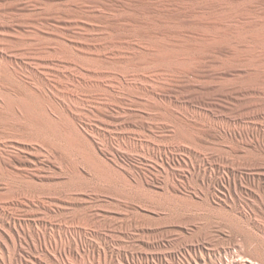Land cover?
<instances>
[{"label":"rangeland","instance_id":"1","mask_svg":"<svg viewBox=\"0 0 264 264\" xmlns=\"http://www.w3.org/2000/svg\"><path fill=\"white\" fill-rule=\"evenodd\" d=\"M238 4L249 18L236 24L228 15ZM0 7V208L23 221L26 253L41 264H195L200 255L205 261L199 264H210L231 252L247 254L264 240L259 230L264 225V117L258 121L260 132L250 128L245 142L230 140L224 120L232 116L231 106L221 97L248 79L249 88H261V94L251 93L239 113H246L247 122H253L248 119L253 113L264 116V43L251 39L264 33V0H0ZM236 30L244 37L240 45L253 49L239 47L253 64L247 61L246 72L232 77L229 51L235 39L230 33ZM159 50L172 56L169 62L157 61ZM20 64L32 66L34 73L19 70ZM154 76L166 82L156 95L146 92ZM36 77L48 86L36 84ZM115 80L124 87L114 88ZM30 84L46 96L31 95ZM56 89L77 96L78 104ZM13 90L30 103L35 121L20 116ZM37 129L73 132L98 169L60 139L29 141L38 138L32 132ZM18 144L24 148L16 150ZM109 146L117 151L115 158ZM31 157L41 161L35 171ZM234 159L244 164L237 176L255 195L260 211L256 218L252 209L245 210L254 221L244 223L243 235L234 234L229 197L222 199L219 190L233 182ZM168 163L193 177L173 190L166 186L169 173L161 168ZM209 181L219 186L211 188ZM3 243L0 264H17L15 247Z\"/></svg>","mask_w":264,"mask_h":264},{"label":"bare ground","instance_id":"2","mask_svg":"<svg viewBox=\"0 0 264 264\" xmlns=\"http://www.w3.org/2000/svg\"><path fill=\"white\" fill-rule=\"evenodd\" d=\"M83 1V0H82ZM99 1V0H98ZM118 1V0H117ZM178 1V0H177ZM235 1V0H234ZM241 1V0H240ZM121 2V1H120ZM185 2H186V0H185ZM100 3V2H99ZM233 3V2H232ZM236 3V2H235ZM78 4V3H77ZM80 4V3H79ZM83 4V3H82ZM260 4V3H259ZM262 4V3H261ZM50 5V4H49ZM75 5V4H74ZM244 5V4H243ZM249 5V4H248ZM6 6V5H5ZM80 6V5H79ZM97 6V5H96ZM180 6V5H179ZM205 6V5H204ZM240 7V5L238 4L237 6H234V7H232L231 9H230V13H229V15L228 16H230V19H231V22H233V23H236V24H238V23H240L242 20H246V19H248L249 17H248V15H249V13H248V15H247V13H245V9L242 7V8H239ZM245 6V5H244ZM82 7V6H81ZM90 7V6H89ZM246 7V6H245ZM250 7V6H249ZM248 7V8H249ZM252 7V6H251ZM1 8V7H0ZM150 8V7H149ZM183 8V7H182ZM202 8V7H201ZM3 9V8H2ZM94 9V8H93ZM107 9V8H106ZM109 9H111V8H109ZM251 9H253V8H251ZM71 10V9H70ZM86 10V9H85ZM129 10V9H128ZM250 10V9H249ZM2 11V10H1ZM91 11V10H90ZM98 11V10H97ZM87 12V11H86ZM104 12V11H103ZM203 12V11H202ZM251 12V11H250ZM253 12V11H252ZM258 13V12H257ZM253 14V13H252ZM259 14V13H258ZM105 16V15H104ZM251 16V15H250ZM55 18V17H54ZM48 20V19H47ZM107 20V19H106ZM262 20V19H261ZM57 21V20H56ZM194 21V20H193ZM2 23V22H1ZM0 23V24H1ZM30 24V23H29ZM50 25V24H49ZM1 26V25H0ZM6 27V26H5ZM8 27V26H7ZM6 27V28H7ZM34 27H36V26H34ZM225 30V29H224ZM215 31H217V30H215ZM220 32V31H219ZM236 32H237V30H236ZM239 32V31H238ZM230 33V35L231 36H233L234 37V41H232V44H231V47H230V54L232 55V62H233V68L231 69V70H229V73H228V75H230V76H235V75H237V73H238V75L240 74V73H245L246 72V68L245 67H247V61H250V58L251 57H243L242 56V52L243 51H240L239 50V47H243L244 46V48H245V51H253V49L252 48H250L248 45L247 46H245V45H243V46H241L240 45V43L242 42V40H240V39H243L244 37H241V36H243V35H241L242 33ZM242 32V31H241ZM20 33V32H19ZM256 33V32H255ZM38 35H39V33H38ZM159 35V34H158ZM185 35V34H184ZM16 36V35H15ZM244 36H246V35H244ZM59 37V36H58ZM190 37V36H189ZM240 38V39H239ZM192 39V38H191ZM200 39V38H199ZM251 39H254V41L256 40V41H260V42H263L264 43V33H258L257 35H255V36H253V38L251 37ZM251 39H250V41H251ZM219 40V39H218ZM229 40V39H228ZM233 40V39H232ZM244 40V39H243ZM98 41V40H97ZM141 41V40H140ZM211 41V40H210ZM224 41V40H223ZM255 41V42H256ZM212 42V41H211ZM215 42H217V41H215ZM214 42V43H215ZM219 42V41H218ZM222 42V41H221ZM221 42H219V43H221ZM254 42V43H255ZM213 43V42H212ZM245 43V42H244ZM87 44V43H86ZM99 44H101V43H99ZM156 44V43H155ZM242 44V43H241ZM79 45V44H78ZM177 45V44H176ZM136 46V45H135ZM172 46V45H171ZM139 47V46H138ZM76 48V47H75ZM242 49V48H241ZM7 51V50H6ZM35 51V50H34ZM78 51V50H77ZM117 51V50H116ZM122 51V50H121ZM160 51V50H159ZM164 51V50H163ZM1 52V51H0ZM117 52H119V51H117ZM112 53V52H111ZM157 54V56H159V57H157V61L158 60H161V62H169V60H170V58L172 57V56H170L168 53H163V52H156ZM116 54V53H115ZM247 54H249V53H247ZM3 55V54H2ZM11 55V54H10ZM22 55H23V53H22ZM92 55V54H91ZM26 56V55H25ZM95 56V55H94ZM14 57H15V55H14ZM38 57H40L39 55L35 58V59H38ZM41 58V57H40ZM39 58V59H40ZM43 58V57H42ZM112 58V57H111ZM173 58H174V56H173ZM44 59V58H43ZM55 59V58H54ZM59 59V58H58ZM63 59V58H62ZM259 60H257V63H260V58H258ZM23 60V59H22ZM27 60V59H26ZM60 60V59H59ZM113 60V59H112ZM172 60V59H171ZM184 60V59H183ZM188 60V59H187ZM230 60H231V58H230ZM264 60V59H263ZM38 61V60H37ZM41 61V60H40ZM48 60H46V63H47V65H48V62H47ZM57 61V60H56ZM14 62V61H13ZM32 62V61H31ZM34 62V61H33ZM44 62V61H43ZM54 62V61H53ZM65 62V61H64ZM68 62V61H67ZM4 63V62H3ZM16 63V62H15ZM20 63V62H19ZM55 63V62H54ZM57 63V62H56ZM106 63V62H105ZM256 63V62H255ZM262 63V62H261ZM1 64V63H0ZM7 64V63H6ZM17 64V63H16ZM22 64H23V62H22ZM36 64H38V63H36ZM53 64V63H52ZM67 64V63H66ZM69 64V63H68ZM72 64V63H71ZM164 64V63H163ZM250 64H253V63H251V61H250ZM21 65V64H20ZM31 65V64H30ZM45 65V64H44ZM49 65H51V63H49ZM48 65V66H49ZM57 65V64H56ZM63 65V64H62ZM73 65H75V64H73ZM36 66V65H35ZM66 66V65H65ZM184 66V65H183ZM248 66H250V67H252L251 65H248ZM257 66V65H256ZM20 67V66H19ZM21 67H22V65H21ZM30 67H32V66H30ZM29 66H28V64L27 65H24V67H22V69L21 68H19V70H29V72H33L34 70H32L31 68H30ZM34 67V66H33ZM57 67V66H56ZM59 67V66H58ZM64 67V66H63ZM77 67V66H76ZM75 67V68H76ZM259 67V66H258ZM263 67H264V65H263ZM46 68V67H45ZM49 68V67H48ZM53 68H55V67H53ZM53 68H51V70H50V72L52 71V69ZM8 69V68H7ZM56 69H58V68H56ZM84 69V68H83ZM252 69V68H251ZM1 70V69H0ZM55 70V69H54ZM250 70V69H249ZM255 71L257 70V68H255L254 69ZM260 69H258L257 71H259ZM46 71V70H45ZM58 71V70H57ZM57 71H56V74H57ZM77 71V70H76ZM89 71V70H88ZM248 71V70H247ZM261 71H263V70H261ZM260 71V72H261ZM21 72V71H20ZM23 72V71H22ZM28 72V71H27ZM60 72V71H59ZM64 72V71H63ZM68 72V71H67ZM74 72V71H73ZM112 72V71H111ZM183 73L184 72H186V71H182ZM264 72V71H263ZM34 73V72H33ZM32 73V74H33ZM36 73V72H35ZM40 73V72H39ZM52 73H54V71L52 72ZM180 73V72H179ZM189 73V72H188ZM226 73V72H225ZM255 73V72H254ZM259 73V72H258ZM28 74V73H27ZM59 74V73H58ZM57 74V75H58ZM64 74V73H63ZM63 74H61L63 77H64V75ZM67 74V73H66ZM134 74V73H133ZM187 74V73H186ZM22 75V74H21ZM47 75V74H46ZM60 75V76H61ZM70 74H67V76H69ZM243 75H245V74H243ZM35 76V75H34ZM48 76V75H47ZM52 76V75H51ZM66 76V77H67ZM72 76V78H73V74L71 75ZM76 76V75H75ZM121 76V75H120ZM152 76V75H151ZM227 76V75H226ZM38 77V76H37ZM37 77H36V79H37ZM41 77V76H40ZM111 77V76H110ZM164 77H165V75H164ZM250 77V76H249ZM35 78V77H34ZM57 78V77H56ZM98 78V77H97ZM137 78H138V76H137ZM142 78V77H141ZM144 78V77H143ZM142 78V79H143ZM166 78V77H165ZM237 78H238V76H237ZM236 78V79H237ZM243 78V77H242ZM254 78V77H253ZM21 79V78H20ZM139 79V78H138ZM148 79H149V77H148ZM164 78H162L161 76L160 77H158V76H154V77H152V78H150V81H148L149 83L151 82L152 84V88H149L150 90H147L146 92L147 93H150V94H154V95H156L157 93H156V91L158 92V91H164V90H162L161 88H162V86L163 85H165L164 83H166V82H164V80H163ZM250 79V78H249ZM256 79V78H255ZM50 80V79H49ZM61 80V79H60ZM76 80V79H75ZM126 80V79H125ZM133 80V79H132ZM145 80V79H144ZM172 80V79H171ZM238 80V79H237ZM248 80V79H247ZM242 81V82H240L239 84H235V85H232V87L231 88H229L228 89V91H227V93L226 94H224L223 96H221V97H224L227 101H228V106L230 107L231 106V108H229L231 111H232V116H229V115H231V114H229L228 116L229 117H227L226 119H225V117H224V123H226V125L228 126V127H230V130H229V133H228V135H229V137H230V140H237V138H239V139H241L240 141H241V143H242V140L245 142V139L248 137V129H250V128H252L253 130H256L257 131V133H258V131L260 132V130H261V128H260V126L259 125H261L260 123H258V121L260 120V117H264V116H260V115H262V114H260V112H258V113H253L252 114V117L251 118H248V119H251L253 122H247L246 121V117H244V115H246V113L245 114H242L243 113V111H242V109L244 110V108H246L245 107V102H247L246 100H250V99H248V96L251 94V93H253V94H261V91H260V89L261 88H256V89H254V88H249V86H251L248 82L249 81ZM33 81V80H32ZM34 81H37L36 82V84H40L41 86H46L47 84H46V80H42V78L41 79H37V80H34ZM52 81V80H51ZM50 81V82H51ZM82 81H84L83 79H82ZM99 81V80H98ZM101 81V80H100ZM135 81V80H134ZM145 81H147V80H145ZM167 81V80H166ZM169 81V80H168ZM94 82V81H93ZM137 82V81H136ZM183 82V81H182ZM239 82V81H238ZM79 83V82H78ZM95 83V82H94ZM113 83H114V88H116V89H119L120 90V88H123L124 86H123V82H121V80L120 81H116L115 80V82L113 81ZM131 83V82H130ZM139 83V82H138ZM35 84V85H36ZM107 84V83H106ZM2 85V84H1ZM0 85V86H1ZM34 84H30L29 85V89H27L28 91H29V93L31 94V95H33L34 97H38V98H43V97H45L46 95H45V93L43 92V90H42V88L41 87H39V86H35ZM96 85V84H95ZM110 85V84H109ZM113 85V84H112ZM112 85H110V86H107V87H111ZM125 85V84H124ZM177 85V84H176ZM27 87H28V85H26ZM48 86V85H47ZM59 86V85H58ZM61 86V85H60ZM102 86V85H101ZM128 86V85H127ZM133 86V85H132ZM135 86V85H134ZM146 86V85H145ZM167 86H168V84H167ZM187 86H188V84H187ZM7 87V86H6ZM10 87V86H9ZM26 87V88H27ZM74 87V86H73ZM139 87H140V85H139ZM151 87V86H150ZM260 87V86H259ZM2 88V87H1ZM15 88V87H14ZM66 88V87H65ZM112 88V87H111ZM181 88V87H180ZM8 89H10V88H8ZM144 89H146V87L144 88ZM18 90V89H17ZM61 90V89H60ZM67 90V89H66ZM69 90V89H68ZM71 90V89H70ZM112 90H113V88H112ZM175 90V89H174ZM202 90V89H201ZM6 91V90H5ZM11 91H12V89H11ZM56 91H58V89H56ZM138 91V90H137ZM167 91H169V90H167ZM13 92L15 93V99H16V101H15V105H17V107H19L20 108V110L21 111H19L20 112V116H22V117H25V116H27V117H29V119L30 120H32V121H35V119L33 118L34 116H32L33 114L31 113V110H30V108H31V105H30V103H28L26 100H25V97H24V95L23 94H21L20 92H18V91H14L13 90ZM116 92V91H115ZM121 92V91H120ZM162 92H160L161 94H162ZM166 92V91H165ZM186 92V91H185ZM12 93V92H11ZM71 93V92H70ZM70 93H67V92H59L58 91V94L63 98V99H66V100H72L74 103H77L76 101H78V100H80L77 96H75V95H71ZM110 93V92H109ZM159 93V92H158ZM169 93V92H168ZM165 94H167V92L165 93ZM223 94V93H222ZM221 95V94H220ZM109 96V95H108ZM158 96V95H157ZM163 96H165V95H163ZM87 97V96H86ZM96 97V96H95ZM154 97V96H153ZM160 97H161V95H160ZM166 97H167V95H166ZM171 97V96H170ZM177 97V96H176ZM176 97H174V98H176ZM199 97V96H198ZM251 97V96H250ZM259 97V96H258ZM258 97H255V98H258ZM111 98V97H110ZM165 98V97H164ZM178 98V97H177ZM196 98H197V96H196ZM201 98V97H200ZM206 98V97H205ZM262 98V97H261ZM45 99V98H44ZM59 99V98H58ZM92 99V98H91ZM101 99V98H100ZM162 99V98H161ZM169 99V98H168ZM171 99V98H170ZM254 99V98H253ZM264 99V98H263ZM47 100V99H46ZM88 100H90V99H88ZM94 100V99H93ZM174 100V99H173ZM202 100V99H201ZM211 99H208L207 101H210ZM60 101V100H59ZM83 101H84V99H83ZM87 101V100H86ZM98 101V100H97ZM162 101V100H161ZM165 101V100H164ZM170 101V100H169ZM175 101H177V100H175ZM174 101V102H175ZM181 100H179L178 102H180ZM2 102V104L4 105V106H6V107H10V106H14V104H11V103H8V102H5V101H1ZM79 102V101H78ZM171 102V101H170ZM173 102V103H174ZM187 102V101H186ZM204 102V101H203ZM214 102V101H213ZM222 102H224V100L222 99ZM221 102V103H222ZM88 103H90V101H88ZM97 103L98 102H96V105H97ZM102 103V102H101ZM208 103V102H207ZM250 103H252V102H250ZM44 104V103H43ZM78 104V103H77ZM94 104V103H93ZM104 104V103H103ZM209 104H212V102L210 101V103ZM40 105V104H39ZM81 105V104H80ZM99 105V104H98ZM101 105V104H100ZM223 105V104H222ZM41 106H43V105H41ZM55 106V105H54ZM91 106V105H90ZM117 106V105H116ZM228 106H227V108L226 109H228ZM258 106H260V104H258ZM47 107V106H46ZM61 107V106H60ZM74 107V106H73ZM95 107H97V106H95ZM170 107V106H169ZM247 107H248V105H247ZM260 107H262V106H260ZM77 108V107H76ZM254 108V107H253ZM17 109V108H16ZM32 109V108H31ZM54 109V108H53ZM66 109V108H65ZM86 109V108H85ZM121 109H122V107H121ZM224 109V108H223ZM228 109V110H229ZM55 110V109H54ZM98 110V109H97ZM193 110V109H192ZM229 110V111H230ZM247 110V109H246ZM245 110V111H246ZM262 110V109H261ZM264 110V109H263ZM262 110V111H263ZM230 111V112H231ZM242 111V113H239V112H241ZM248 111V110H247ZM98 112V111H97ZM170 112V111H169ZM172 112V111H171ZM249 112V111H248ZM52 113V112H51ZM118 113H119V111H118ZM175 113V112H174ZM262 113V112H261ZM100 114V113H99ZM176 114V113H175ZM200 114V113H199ZM248 114V113H247ZM96 115V114H95ZM162 115V114H161ZM251 115V114H250ZM82 116H83V114H82ZM5 117V116H4ZM57 117V116H56ZM86 117V116H85ZM102 117V116H101ZM109 117V116H108ZM248 117V116H247ZM60 118V117H59ZM197 118V117H196ZM205 118V117H204ZM222 118V117H221ZM115 119H116V117H115ZM223 119V118H222ZM264 119V118H263ZM12 120V119H11ZM188 120V119H187ZM192 120V119H191ZM218 120V119H217ZM262 120V119H261ZM260 120V121H261ZM43 121L44 122H49L48 121V119L46 118V117H43ZM85 121V120H84ZM222 121V120H221ZM93 122H94V120H93ZM102 122V121H101ZM223 122V121H222ZM82 123V122H81ZM97 123H98V121H97ZM105 123V122H104ZM192 123V122H191ZM131 124V123H130ZM210 124V123H209ZM101 125V124H100ZM222 125V124H221ZM107 126V125H106ZM168 126V125H167ZM190 126V125H189ZM202 126V125H201ZM211 126V125H210ZM216 126V125H215ZM263 126V125H262ZM99 127V126H98ZM85 128H86V126H85ZM85 128H83V129H85ZM82 129V128H81ZM115 129V128H114ZM201 129V128H200ZM204 129V128H203ZM86 130H88V129H86ZM111 130V129H110ZM173 130V129H172ZM227 130V129H226ZM263 130V129H262ZM89 131H91V130H89ZM95 131V130H94ZM228 131V130H227ZM32 132H33V134L36 136V137H38L37 139H32V140H29V141H38L39 140V138H42V139H40V140H48L49 138H57V139H60L62 142H64V145L67 147V148H69V149H72V150H74L75 152H77V154H79L82 158H83V160L85 161V162H87L88 164H90L89 166H92L93 168H95V169H98V167L96 166V165H94L91 161H90V159L88 158V156L86 155V154H88V153H84V146L83 145H81L80 143H78V137L76 136V134L75 135H72V133L70 132V134H67L66 132H64L63 134H60V135H58V134H56L54 131H44V130H41V129H37V130H32ZM75 132V131H74ZM113 132V131H112ZM250 132V131H249ZM76 133V132H75ZM82 133H83V131H82ZM170 133V132H169ZM251 133V132H250ZM249 133V134H250ZM262 133V132H261ZM90 134V133H89ZM88 134V135H89ZM104 134V133H103ZM212 134V133H211ZM223 134V133H222ZM11 135V134H10ZM21 135V134H20ZM80 135H81V133H80ZM92 135V134H91ZM90 135V136H91ZM85 136V135H84ZM97 136V135H96ZM119 136V135H118ZM124 136V135H123ZM209 136V135H208ZM227 136V135H226ZM99 137V136H98ZM229 137H227V138H229ZM90 138V137H89ZM105 138V137H104ZM118 138V137H117ZM189 138V137H188ZM259 138V137H258ZM19 139V138H18ZM122 139V138H121ZM10 140V139H9ZM24 140V139H23ZM16 141V140H15ZM22 141V140H21ZM20 141V142H21ZM125 141V140H124ZM260 141V140H259ZM92 142V141H91ZM123 142V141H122ZM237 142V141H236ZM247 142V141H246ZM258 142V141H257ZM23 143V142H22ZM30 143V142H29ZM28 143V144H29ZM94 143V142H93ZM107 143V142H106ZM238 143V142H237ZM248 143V142H247ZM21 144V143H20ZM95 144V143H94ZM239 144V143H238ZM246 144V143H245ZM250 144V143H249ZM259 144H260V142H259ZM30 145H31V143H30ZM248 145V144H247ZM15 146V149L17 150L18 148H16V147H19V148H24L23 146H21V145H14ZM26 146V145H25ZM45 146V145H44ZM10 147H12L11 145H10ZM100 147V146H99ZM103 147V146H102ZM256 147V146H255ZM43 148V147H42ZM107 148V147H106ZM109 149H110V151L112 152V157H116L118 154H117V151L115 150V149H113V147H111V146H109L108 147ZM107 148V149H108ZM232 148H233V146H232ZM231 148V149H232ZM237 148H238V145H237ZM27 149V148H26ZM30 149V148H29ZM32 149V148H31ZM161 149H163V148H161ZM21 150V149H20ZM28 150V149H27ZM71 150V151H72ZM166 150V149H165ZM165 150H162L163 152L165 151ZM186 150V149H185ZM237 151H238V149H236ZM240 150V149H239ZM250 150V149H249ZM257 150V149H256ZM190 151V150H189ZM22 152H23V150H22ZM25 152V151H24ZM26 152H28V151H26ZM151 152V151H150ZM187 152H188V150H187ZM191 152V151H190ZM233 152V151H232ZM234 152H236V151H234ZM29 153V152H28ZM32 153V152H31ZM109 153V152H108ZM119 153V152H118ZM155 153V152H154ZM17 154V153H16ZM16 154H14V158L13 159H15V158H17L18 156H16L15 157V155ZM32 154H34V153H32ZM31 154V155H32ZM237 154V153H236ZM29 155H30V153H29ZM29 155H27V156H29ZM30 155V156H31ZM153 155V154H152ZM158 155V154H157ZM166 155V154H165ZM11 156V155H10ZM46 156V155H45ZM147 156V155H146ZM167 156V155H166ZM40 157V156H39ZM160 157H162V156H160ZM10 158V157H9ZM20 159H23V158H20ZM25 159V158H24ZM44 159V158H43ZM159 159V158H158ZM196 159H197V157H196ZM233 159V158H232ZM244 159V158H243ZM42 160V159H41ZM171 160V159H170ZM179 160H181V159H179ZM43 161V160H42ZM45 161V160H44ZM149 161H151V160H149ZM152 161H154V160H152ZM162 161V160H161ZM160 161V162H161ZM182 161V160H181ZM241 161V160H240ZM239 160H237V159H234V160H232V162H231V169H230V174H231V176H232V180H233V182L231 183V181H230V184L227 186V188L226 189H224V188H222V187H220L219 185H218V183L216 182V181H209L210 183H209V186L211 187V188H214V187H218L219 186V190H220V193H221V196H222V199L223 198H227V197H229V201L230 202H228V203H230V210H231V212L232 213H234L233 215H231L230 216V218H229V224H230V226H231V228L233 229V232H234V234H242V233H244V223H247V224H249V221L252 219L251 218V216L245 211L246 209H252V211L254 212V216L256 217V215H257V217H259V215L258 214H256V213H259L260 214V211H258L257 209H256V207H258V206H256L257 204H255V201H256V199H255V195L253 196V194L252 193H250V192H248V190H245L243 187H242V184H241V178H240V176H237V173L239 172V170H241V166H243L244 164L243 163H241ZM23 162H25V161H23ZM29 163H30V165L33 167L32 168V170H34V167L36 168L37 166H38V164L41 162L40 161V159L37 157V158H30L29 159V161H28ZM119 162V161H118ZM159 162V163H160ZM168 162H170V161H168ZM174 162V161H173ZM183 162V161H182ZM20 163V162H19ZM185 163V162H184ZM248 163V162H247ZM165 164V163H164ZM163 164V167H161V168H165L166 169V171L169 173V178H170V184L168 183V180H167V185L166 186H170L171 185V187H172V189L173 190H175L176 189V187H175V185L177 184H179V183H182L183 181H188V178H190L191 176H192V174L190 173L191 171H184V169L183 170H181L180 168L179 169H177V168H175V167H171V165L169 166L168 164H166V165H164ZM178 164V163H177ZM183 164V163H182ZM189 164H191L190 162H189ZM206 164V163H205ZM210 164V163H209ZM212 164V163H211ZM246 164V163H245ZM22 165V164H21ZM26 165V164H25ZM29 165V164H28ZM161 165V164H160ZM159 165V166H160ZM176 165V164H175ZM184 165V164H183ZM182 165V166H183ZM257 165V164H256ZM139 166V165H138ZM189 166V165H188ZM191 166V165H190ZM150 167V166H149ZM177 167V166H176ZM178 167H180V166H178ZM216 167V166H215ZM28 168V167H27ZM40 168V167H39ZM146 168V167H145ZM225 168V167H224ZM259 168V167H258ZM262 168H264L263 166H262ZM20 169V168H19ZM22 169H24V168H22ZM41 169V168H40ZM147 169V168H146ZM193 169V168H192ZM212 169V168H211ZM260 169V168H259ZM157 170V169H156ZM35 171V170H34ZM38 171V170H37ZM43 171V170H42ZM39 172V171H38ZM152 172V171H151ZM160 172V171H159ZM221 172V171H220ZM242 172V171H241ZM32 173V172H31ZM36 173V172H35ZM89 173V172H88ZM162 173V172H161ZM167 173V174H168ZM204 173V172H203ZM259 173V172H258ZM258 173H256V175L258 174ZM155 174V173H154ZM166 174V173H165ZM198 174V173H197ZM229 174V175H230ZM243 174V173H242ZM38 175V174H37ZM41 175V174H40ZM159 175V174H158ZM238 175H239V173H238ZM74 176V175H73ZM144 176V175H143ZM142 176V177H143ZM199 176V175H198ZM27 177V176H26ZM42 177V176H41ZM148 177V176H147ZM153 177H156L155 175L153 176ZM159 177H160V175H159ZM159 177L157 176V179H159ZM193 177V176H192ZM200 177V176H199ZM204 177V176H203ZM241 177H242V175H241ZM252 177V176H251ZM261 178H260V180H263L264 181V173L262 172V176H260ZM45 178V177H44ZM167 178H168V175H167ZM201 178V177H200ZM208 178V177H207ZM210 178V177H209ZM208 178V179H209ZM229 178V177H228ZM247 178H248V175H247ZM258 178V177H257ZM143 179H144V177H143ZM156 179V178H155ZM156 179V180H157ZM191 179V178H190ZM254 179V178H253ZM145 180V179H144ZM151 180H152V178H151ZM155 180V181H156ZM162 180V179H161ZM160 180V181H161ZM203 180V179H202ZM215 180V179H214ZM252 180V179H251ZM259 180V181H260ZM148 181V180H147ZM244 181V180H243ZM143 182V181H142ZM152 182H154V181H152ZM158 182V181H157ZM145 183V182H144ZM146 183H148V182H146ZM145 183V184H146ZM193 183V182H192ZM202 183V182H201ZM220 183V182H219ZM161 184V183H160ZM160 184H159V186H160ZM162 184H165V182L164 183H162ZM183 184H184V182H183ZM198 184V183H197ZM228 184V183H227ZM251 184H253V182H251ZM206 185H207V183H206ZM156 186V185H155ZM163 186V185H162ZM161 186V187H162ZM221 186H222V184H221ZM165 187V186H164ZM178 187V186H177ZM216 187V188H217ZM67 188V187H66ZM252 188V187H251ZM23 189V188H22ZM70 189V188H69ZM166 189H168V188H166ZM171 189V188H170ZM247 189H249V188H247ZM218 190V189H217ZM249 190H251V189H249ZM263 190V189H262ZM157 191V190H156ZM177 191V190H176ZM167 193V192H166ZM203 193V192H202ZM23 194V193H22ZM142 194V193H141ZM152 194V193H151ZM241 194H244L245 196H247V197H249V198H242V195ZM212 195H213V193H212ZM225 195H227V197L225 196ZM23 196V195H22ZM66 196V195H65ZM210 196V195H209ZM217 196V195H216ZM260 196V195H259ZM6 197V196H5ZM72 197V196H71ZM22 198V197H21ZM25 198V197H24ZM38 198V197H37ZM166 198V197H165ZM251 198V199H250ZM254 198V199H253ZM75 199V198H74ZM178 199V198H177ZM220 199V198H219ZM259 199H261V197L259 198ZM148 200V199H147ZM183 200V199H182ZM209 200V199H208ZM259 201H261V200H259ZM4 202V201H3ZM185 202V201H184ZM223 202V201H222ZM263 202V201H262ZM34 202H32V203H30V204H33ZM168 203V202H167ZM213 203V202H212ZM13 204V203H12ZM35 204V203H34ZM20 205V204H19ZM36 205V204H35ZM43 205V204H42ZM142 205V204H141ZM227 205V204H226ZM229 205V204H228ZM24 206V205H23ZM26 206V205H25ZM28 206V205H27ZM48 206V205H47ZM149 206V205H148ZM149 208V207H148ZM5 209V208H4ZM3 208H0V249H4V247H5V243H3V242H9V244L10 243H12L13 244V246L15 247V249H16V252H15V256H16V261H17V264H41L40 262H38L37 260H35L30 254H28V253H26V250L24 251V247H23V245L24 244H26V242H28L27 241V237H26V235L25 234H23V232H21V229H22V227L21 226H23V221L22 220H20V219H18L17 217L15 218V217H13V216H15V214L12 216L11 215V213H10V211H8L10 214H7L6 213V211L4 210ZM15 209V208H14ZM17 209V208H16ZM15 209V211H17ZM33 209V208H32ZM261 209V208H260ZM7 210V209H6ZM153 210V209H152ZM252 211H250V212H252ZM12 212V211H11ZM156 212V211H155ZM20 213V212H19ZM161 213V212H160ZM263 214V213H262ZM252 215V214H251ZM256 217V218H257ZM228 218V217H227ZM256 218H254V219H256ZM21 219H23V218H21ZM38 219V218H37ZM55 220V219H54ZM93 220V219H92ZM141 220H143V219H141ZM163 220V219H162ZM257 220V219H256ZM261 220V219H260ZM35 221V220H34ZM53 221V220H52ZM74 221V220H73ZM104 221V220H103ZM140 221V220H139ZM252 221H254L253 219H252ZM30 222V221H29ZM44 222V221H43ZM258 222V221H257ZM25 223V222H24ZM40 223H41V219H40ZM64 223V222H63ZM210 223V222H209ZM252 223V222H251ZM261 223H263V222H261ZM35 224H39V223H35ZM45 225H43V227L44 226H48V224L47 223H44ZM207 224V223H206ZM41 225V224H40ZM51 225V224H50ZM255 225V224H254ZM27 226V225H26ZM257 226V225H256ZM255 226V227H256ZM260 226V225H259ZM258 226V227H259ZM262 226H264V225H262ZM262 226H260V232H261V234L263 235L264 234V228L262 227ZM42 227V226H41ZM210 227V226H209ZM248 227V226H247ZM45 228V227H44ZM99 228V227H98ZM146 228H148V227H146ZM37 229V228H36ZM257 229V228H256ZM23 230V229H22ZM258 230V231H259ZM155 232V231H154ZM25 233V232H24ZM243 235V234H242ZM234 236V235H233ZM239 236V235H238ZM174 238V237H173ZM200 238V237H199ZM264 238V237H263ZM34 239V238H33ZM233 239V238H232ZM246 239H248L247 237L246 238H244L243 240H245V242H247V240ZM81 240V239H80ZM242 240V239H241ZM259 240V239H258ZM240 241V240H239ZM232 242V241H231ZM234 242H237L236 240L234 241ZM200 244V243H199ZM193 245V244H192ZM12 246V247H13ZM28 246V245H27ZM41 246V245H40ZM46 247V246H45ZM167 247V246H166ZM198 247V246H197ZM243 247V246H242ZM47 248V247H46ZM116 248V247H115ZM244 248V247H243ZM25 249H26V247H25ZM217 249V248H216ZM234 249V248H233ZM6 250V249H5ZM198 251V250H197ZM222 251V250H221ZM235 251V250H234ZM236 251H238V250H236ZM147 252V251H146ZM231 252V251H230ZM240 252V251H239ZM246 252H247V250H246ZM2 253V252H1ZM226 253V252H225ZM238 253V252H237ZM236 253V254H237ZM14 254V253H13ZM200 254V253H199ZM222 254V253H221ZM74 255H75V253H74ZM190 255V254H189ZM226 255V256H225ZM14 256V255H13ZM66 256V255H65ZM207 256V255H206ZM223 256H225L224 258H218V259H215L214 261H208L210 264H264V240H260V242H258L257 244H256V246H255V248L251 251V252H248L247 254H243V252L242 253H240L238 256H236V255H234L232 252L230 253V254H224ZM73 257V256H72ZM76 257V256H75ZM74 257V258H75ZM80 257V256H79ZM15 258V257H14ZM44 258V257H43ZM147 258V257H146ZM196 258V257H195ZM15 260V259H14ZM79 260V259H78ZM0 261H2V256H0ZM4 261V260H3ZM205 261V259H204V256L203 255H200L195 261L193 260L192 262H195V264H199L200 262H204ZM5 262V261H4ZM16 264V263H15ZM49 264V263H48ZM188 264H191V263H188Z\"/></svg>","mask_w":264,"mask_h":264}]
</instances>
